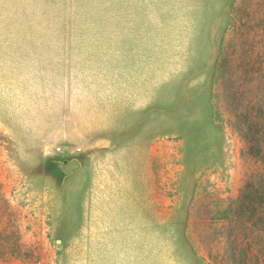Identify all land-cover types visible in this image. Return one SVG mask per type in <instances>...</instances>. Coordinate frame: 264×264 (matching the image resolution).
<instances>
[{
	"label": "rangeland",
	"instance_id": "obj_1",
	"mask_svg": "<svg viewBox=\"0 0 264 264\" xmlns=\"http://www.w3.org/2000/svg\"><path fill=\"white\" fill-rule=\"evenodd\" d=\"M96 152L109 228L65 188ZM0 264H264V0H0Z\"/></svg>",
	"mask_w": 264,
	"mask_h": 264
},
{
	"label": "crops",
	"instance_id": "obj_2",
	"mask_svg": "<svg viewBox=\"0 0 264 264\" xmlns=\"http://www.w3.org/2000/svg\"><path fill=\"white\" fill-rule=\"evenodd\" d=\"M106 116L117 119L120 113H105ZM98 113H79V137L78 141L87 146L88 149L101 150L104 148L107 140L98 138L96 129V119ZM94 121L95 128H89L84 131L83 125ZM68 142L69 139H68ZM71 155L75 153L71 152ZM88 155V154H87ZM79 167L66 173L65 188H71L76 185L80 198H83L82 204L86 207H95L90 211V217L99 224L98 228H109L108 224L113 222L112 207L118 201L117 199L130 196V190L134 191V180L130 176L128 167L129 161L124 159L121 163V176H114L113 166L109 154L99 152L91 153L87 157L77 160ZM54 185H53V184ZM49 188L53 191L57 188L54 181H49ZM88 210H90L88 208ZM86 216L87 213L85 212ZM128 208L125 215L128 218ZM128 221V220H127ZM105 224V226L103 225Z\"/></svg>",
	"mask_w": 264,
	"mask_h": 264
},
{
	"label": "water",
	"instance_id": "obj_3",
	"mask_svg": "<svg viewBox=\"0 0 264 264\" xmlns=\"http://www.w3.org/2000/svg\"><path fill=\"white\" fill-rule=\"evenodd\" d=\"M79 167V163L77 160L71 161L65 165V172L70 173L74 170H76Z\"/></svg>",
	"mask_w": 264,
	"mask_h": 264
}]
</instances>
